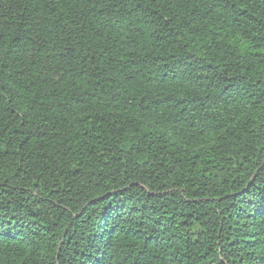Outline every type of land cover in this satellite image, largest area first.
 <instances>
[{"label":"trees","instance_id":"trees-1","mask_svg":"<svg viewBox=\"0 0 264 264\" xmlns=\"http://www.w3.org/2000/svg\"><path fill=\"white\" fill-rule=\"evenodd\" d=\"M0 264H264V0H0Z\"/></svg>","mask_w":264,"mask_h":264}]
</instances>
